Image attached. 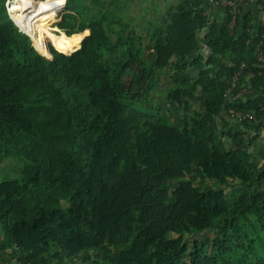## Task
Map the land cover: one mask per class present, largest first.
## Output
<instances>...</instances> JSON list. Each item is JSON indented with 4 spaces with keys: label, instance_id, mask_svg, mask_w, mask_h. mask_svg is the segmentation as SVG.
I'll use <instances>...</instances> for the list:
<instances>
[{
    "label": "trees",
    "instance_id": "1",
    "mask_svg": "<svg viewBox=\"0 0 264 264\" xmlns=\"http://www.w3.org/2000/svg\"><path fill=\"white\" fill-rule=\"evenodd\" d=\"M156 1L66 0L38 47L0 0V169H19L0 171V251L18 264H264V19ZM48 2L41 22L65 0Z\"/></svg>",
    "mask_w": 264,
    "mask_h": 264
},
{
    "label": "rangeland",
    "instance_id": "2",
    "mask_svg": "<svg viewBox=\"0 0 264 264\" xmlns=\"http://www.w3.org/2000/svg\"><path fill=\"white\" fill-rule=\"evenodd\" d=\"M48 1H50V0H48ZM47 0H45V2H46V4L48 3L49 4V2H48ZM54 1H56L57 2V0H54ZM115 1H117V0H115ZM142 1V0H141ZM164 1H166V2H163L162 0H158V1H156V4H157V6H158V10L160 11V12H163V6H165V7H168V6H171L172 5V3H174L175 1H173V0H164ZM118 2L119 3H122V7L124 8V10H127L128 8H129V10L131 9L132 10V8H133V2H135V0L132 2L131 0H128L127 2H126V0H118ZM35 4H37V6H38V8H36V12H41L42 10H47V8H46V6L45 7H43V0L41 1V0H35ZM128 5H131V6H128ZM66 6V5H65ZM35 11H33V10H31V11H29V12H27L26 14H21V15H19V16H23V17H25V16H27L26 17V20H23L20 24H18L19 25V27L21 28V29H25V30H27L28 32H30V33H32V30H31V24H33V26H38V30H37V32H36V34H35V36L34 37H32L34 40H36L37 42H39L40 41V39L42 38V36H43V40H44V43L46 44V41H47V43H48V46H50V45H52L53 46V41H50V38H49V36L48 35H45V31L46 30H49V29H53V32H54V34H56V35H59V34H61V33H64L65 32V30H63V29H61L57 24H58V22H60L61 21V19H62V15L63 14H52V15H54L52 18H50L49 20H47V21H44V22H41V20H42V17H40V16H37L36 14H35ZM49 11H55V12H60L61 10H49ZM65 11H66V8H65ZM54 19H56V21L53 23V25H54V27H52V26H50L49 25V23L51 22V21H53ZM42 25H44V28L42 29ZM68 33V32H67ZM66 38H68V36L66 37ZM53 44H52V43ZM34 44V43H33ZM55 46V45H54ZM53 46V47H54ZM79 48V47H78ZM164 105V104H163ZM262 150L264 151V147L262 148ZM18 164L16 163V162H9V161H4V163H2L1 164V169H0V171L2 172V173H8L9 175H11V176H16L19 172H18V166H17ZM0 235H4V229H3V226H2V224L0 223Z\"/></svg>",
    "mask_w": 264,
    "mask_h": 264
},
{
    "label": "crops",
    "instance_id": "3",
    "mask_svg": "<svg viewBox=\"0 0 264 264\" xmlns=\"http://www.w3.org/2000/svg\"><path fill=\"white\" fill-rule=\"evenodd\" d=\"M127 1L128 0H126V2ZM257 1L258 0H252L251 4L243 11L241 18H240V22H239V29L240 30H242V27L244 24L243 17H244V15H246L249 12H251L253 15L256 30L259 29L260 21H261V18L264 19V14L262 16L259 14ZM207 2H208V4H207L208 6L206 7V13L208 15H212V17H215V19L216 18L222 19V17H223L222 16L223 15L222 9L219 7H216L217 6L216 4L212 8L211 3L209 1H207ZM162 9L165 10V6H163ZM261 129H262V131H264V127H262ZM10 253H11L10 250L0 251V264H18L16 259Z\"/></svg>",
    "mask_w": 264,
    "mask_h": 264
},
{
    "label": "bare ground",
    "instance_id": "4",
    "mask_svg": "<svg viewBox=\"0 0 264 264\" xmlns=\"http://www.w3.org/2000/svg\"><path fill=\"white\" fill-rule=\"evenodd\" d=\"M36 8H38V6H37V4H35V0H14L13 7L11 8V10H12L13 18L17 22V17L19 15L26 14L27 12H29L31 10L35 11ZM64 10H65V8L63 7V9L57 14H61ZM35 43L37 44L36 41H35ZM37 46H38V44H37ZM45 49H46V45H45ZM46 53H47V49H46Z\"/></svg>",
    "mask_w": 264,
    "mask_h": 264
},
{
    "label": "built area",
    "instance_id": "5",
    "mask_svg": "<svg viewBox=\"0 0 264 264\" xmlns=\"http://www.w3.org/2000/svg\"><path fill=\"white\" fill-rule=\"evenodd\" d=\"M241 2H245V0H223L224 5H229L232 8V11L234 13L233 24L235 23V16L237 14V11L239 12L238 6ZM13 3H14V0H7L6 5H7L8 13L10 17L12 18V20L14 21L12 10H11V8L13 7ZM65 5H66V0L64 2V8H65ZM260 58L264 60V56H260Z\"/></svg>",
    "mask_w": 264,
    "mask_h": 264
},
{
    "label": "water",
    "instance_id": "6",
    "mask_svg": "<svg viewBox=\"0 0 264 264\" xmlns=\"http://www.w3.org/2000/svg\"><path fill=\"white\" fill-rule=\"evenodd\" d=\"M14 22H15V24L19 27V25L17 24V22L14 20ZM19 29L20 30H22L20 27H19ZM23 31V30H22ZM24 32V31H23ZM25 33H27V32H25ZM28 34V33H27ZM89 34V33H88ZM87 34V35H88ZM29 35V34H28ZM30 36V35H29ZM31 37V36H30ZM31 39L33 40V38L31 37ZM33 43H34V41H33ZM34 45H35V43H34ZM36 47V46H35ZM49 47V46H48ZM80 47V46H79ZM37 48V47H36ZM65 54H68V53H65ZM51 55V52H50V48H49V55H47V56H50Z\"/></svg>",
    "mask_w": 264,
    "mask_h": 264
}]
</instances>
